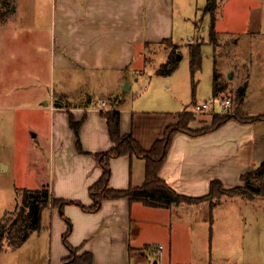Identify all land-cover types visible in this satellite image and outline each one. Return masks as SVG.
<instances>
[{"label": "crops", "instance_id": "crops-1", "mask_svg": "<svg viewBox=\"0 0 264 264\" xmlns=\"http://www.w3.org/2000/svg\"><path fill=\"white\" fill-rule=\"evenodd\" d=\"M50 6L49 53L55 89L49 98L37 92L34 103L19 106L31 107L48 118L51 196L89 205V187L102 173L95 153L113 146L102 112L118 109L121 133L131 132L146 148L162 136L169 124L165 119H154L152 111L137 109L127 102L133 90L127 76L137 72L132 68L136 58L156 52L163 43L167 44V58L176 46L172 45L176 33L174 0H50ZM5 24L7 21L0 22V30ZM40 25L43 26L39 21L31 22V43L39 42ZM39 81L36 77L31 84L36 91ZM17 88L23 86L19 84ZM71 118L80 122L82 151L76 146ZM34 124L37 136L40 131ZM241 124L247 123L231 118L221 127ZM216 129L201 134H174L159 176L178 193L205 195L194 188L199 182L207 185L209 177L201 174L225 151L219 143L216 146ZM247 144L254 148L256 140ZM1 164L3 171L9 168L8 163ZM110 169L109 187L138 186L145 178V159L135 155L113 157ZM35 186L32 188L41 187L42 181ZM204 201L208 200L158 207L123 196L103 200L96 211L68 203L63 214L57 206L49 205L41 215L44 229L40 227L16 245L12 261L4 264H60L70 253L63 240L66 218L72 224L67 241L78 248V253L90 252L92 264H213L210 250L195 253L190 245L191 225L184 227L188 222L175 214L177 209L193 210ZM134 223L138 225L135 232ZM29 241L32 246L41 242L45 252L30 259L28 253L22 252Z\"/></svg>", "mask_w": 264, "mask_h": 264}, {"label": "rangeland", "instance_id": "rangeland-1", "mask_svg": "<svg viewBox=\"0 0 264 264\" xmlns=\"http://www.w3.org/2000/svg\"><path fill=\"white\" fill-rule=\"evenodd\" d=\"M207 2L174 0L172 45L180 58L171 73H157L167 61L163 43L156 52L136 58L132 68L138 70L127 76L128 83H133L127 102L152 111L154 119L170 124L180 112L191 111L194 119L189 126L203 129L211 124L213 111L221 110L224 97L232 99L228 115L264 116V0H217L211 11L206 10ZM51 7L50 0H0V22L7 21L0 30V230L4 232L0 264L11 262L16 250L10 240L20 230L21 221L14 222L23 190L36 187L37 181L49 187L48 118L19 105L34 103L37 92L49 98L55 89L49 53ZM32 21L43 24L38 27L37 44L31 43ZM195 42H201V61L192 72L190 44ZM36 77L38 91L32 87ZM19 84L23 89L17 88ZM207 99L214 100L212 111H196L194 104ZM34 123L40 131L37 136ZM245 123L216 129V146L225 147L224 155L201 174L209 181L206 186L199 182L195 191L207 195L214 179L224 187L243 184L241 174L264 160V119ZM253 138L254 148L247 144ZM2 162L9 165L5 171ZM175 214L188 222L184 227L191 225L189 238L195 253L210 250L213 264H264V194L253 199L226 195L212 207L204 201L193 210L177 209ZM137 226L133 224V232ZM40 227L44 229L42 220ZM31 244L22 249L30 259L45 252L41 242Z\"/></svg>", "mask_w": 264, "mask_h": 264}, {"label": "trees", "instance_id": "trees-1", "mask_svg": "<svg viewBox=\"0 0 264 264\" xmlns=\"http://www.w3.org/2000/svg\"><path fill=\"white\" fill-rule=\"evenodd\" d=\"M217 0H208L206 10H214ZM213 27V25H212ZM211 40L214 39L215 32L213 28L210 31ZM201 61V42L190 44V67L194 72L199 67ZM176 46L170 51L167 61L160 64L157 73H171L177 66ZM215 93L217 89L215 88ZM211 124L203 129H192L189 122L194 119L191 111H182L177 115L174 123L168 124L163 135L156 138L149 147H144L140 141L131 133H121L120 130V111L116 108L108 109L102 112L107 122V129L113 146L100 152L95 153V157L102 166L100 177L90 185L89 194L92 203L85 205L80 201L67 200L63 198H54L51 196L48 186L40 188H25L23 190L21 205L19 206V216L15 220L21 221L20 230L16 236L10 240L16 245L23 243L29 236L30 232L38 230L41 226V215L44 209L49 205L57 206L61 214L63 208L68 203H74L81 206L87 211H96L102 205L103 200L110 198H119L126 196L130 200L141 201L145 205L170 207L179 203H198L203 200L210 201V206L219 204L224 196H241L247 199H253L255 195L264 194V160L254 169L241 174L240 179L243 184H237L233 187H224L220 180L214 179L210 183V191L203 196H190L178 193L173 187L159 176L172 138L179 131L190 134H201L223 125L231 118H237L242 122H253L263 120L264 116L251 115L241 116L237 112L228 115L227 113L213 112ZM236 115V116H235ZM70 124L76 136V146L82 151L78 136L80 122H75L72 118ZM121 155H135L145 159V178L141 185L129 186L126 189H115L109 187L111 174L110 161L113 157ZM67 229L63 233V240L69 249V255L62 258L60 264H92L93 256L90 252L78 253V248L73 247L67 241V236L72 229L71 221L66 218ZM3 230H0V238L4 236ZM3 235V236H2ZM1 251V245H0Z\"/></svg>", "mask_w": 264, "mask_h": 264}, {"label": "built area", "instance_id": "built-area-1", "mask_svg": "<svg viewBox=\"0 0 264 264\" xmlns=\"http://www.w3.org/2000/svg\"><path fill=\"white\" fill-rule=\"evenodd\" d=\"M214 100L213 99H207L204 100L200 103H195L194 107L196 111H205V112H210L212 111L211 109L213 108ZM232 104V99L228 97H224L221 100V110L219 111L220 113H226L228 112L229 108L231 107ZM213 112H218V111H213ZM161 247V246H160Z\"/></svg>", "mask_w": 264, "mask_h": 264}, {"label": "water", "instance_id": "water-1", "mask_svg": "<svg viewBox=\"0 0 264 264\" xmlns=\"http://www.w3.org/2000/svg\"><path fill=\"white\" fill-rule=\"evenodd\" d=\"M179 58H180V54L177 53V59H179Z\"/></svg>", "mask_w": 264, "mask_h": 264}]
</instances>
